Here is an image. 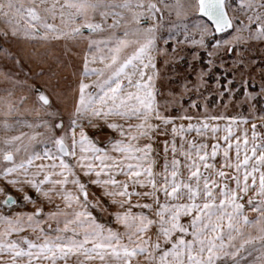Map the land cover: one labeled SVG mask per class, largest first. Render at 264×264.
<instances>
[{
  "label": "snow or ice",
  "instance_id": "6c2138e0",
  "mask_svg": "<svg viewBox=\"0 0 264 264\" xmlns=\"http://www.w3.org/2000/svg\"><path fill=\"white\" fill-rule=\"evenodd\" d=\"M230 9L244 18L237 23ZM165 14L175 19L165 23ZM0 24V60L17 69L0 67V79L11 85L0 95V127L33 129L0 141V180L22 193V201L11 193L0 201V264H264V131L256 123L264 129V107L217 115L209 110L216 97L208 101L202 92L216 58L228 54L231 66L220 63L233 74L228 84L239 74L245 99L264 97V57L247 55L249 41L264 45V0H0ZM11 40L85 45L82 68L72 72L77 85L62 89L54 69L32 75L25 64L34 53L11 50ZM181 44L196 49L188 50L193 60L203 49L207 68L190 65L191 88L185 79L181 92L158 100L157 56L182 60ZM256 76L259 91H250ZM17 89L24 92L18 98ZM235 91L227 89V100ZM30 94L36 104L25 111L48 118L11 119L23 114ZM217 95L226 102L223 85ZM249 120L250 132L244 127L237 135ZM105 127L115 135L103 144L86 131ZM193 132L199 142L189 138ZM169 133L157 172V137ZM89 185L100 188V197ZM23 202L40 206L13 210ZM109 208L123 230L94 215ZM26 229L35 237L19 235Z\"/></svg>",
  "mask_w": 264,
  "mask_h": 264
},
{
  "label": "rangeland",
  "instance_id": "374dc122",
  "mask_svg": "<svg viewBox=\"0 0 264 264\" xmlns=\"http://www.w3.org/2000/svg\"><path fill=\"white\" fill-rule=\"evenodd\" d=\"M238 2V0H236ZM230 15H235L237 17L236 22H239V19H243V14L237 9L235 12L233 10H229ZM169 19L174 20L175 16L168 17L167 14H165L164 22L166 23ZM4 27L3 24H0V28ZM223 34H218V36H222ZM181 40H183V37H180ZM161 46L163 47V41L160 42ZM171 43V42H170ZM10 47L11 50L17 51L22 50L25 53H34V59L29 61L25 64V68L28 69V71L35 75L38 73L41 69L44 71H48L49 69H54L59 72L61 77V84L62 89H69L71 87H75L78 83V75L74 76L72 75V72L74 69H80L82 68V57L84 55L85 51V45H76L73 46L71 43H68L67 45L63 41H53L48 43H27L22 40H11L9 44L7 45ZM243 47V45H241ZM189 49L196 50L192 45H186L181 44L177 49L176 52L179 56H182V60H173L171 59V55L166 57L163 53L159 54L157 56V67L160 70V77L158 79V87L160 89V95L157 97L158 100L163 101L166 97H168L169 93H179L182 91V84L184 83L185 79L189 81V88H191V81L196 80V75L192 73L190 65L196 64L199 67L207 68V60L208 57L203 49H199L200 57L201 59L193 60L192 56L189 55ZM171 47L169 46V53L171 54ZM247 55L250 56L252 59L256 60L257 62L260 61L261 57H264V45H261L260 42L256 41H249L248 42V51ZM232 59L228 54H224L222 56H218L215 60V66L213 69L204 77L205 81H207L206 85L202 88V92H204V95L207 97L208 101L213 100V96L216 97V99L209 104V110L213 114H225V115H250L249 111V105L250 104H256L257 109L264 107V97H258L257 100L248 101L244 98V92H243V85L241 84V77L239 74H236L235 81L229 85L228 80L232 78V73L230 71H225L224 69H221L220 63L221 61L224 63L225 67L231 66ZM57 60L60 61L59 66H57ZM167 61V63H166ZM0 67L11 69L12 71H17V69L13 66L12 62L10 61H4L0 60ZM245 76L248 75V73L244 74ZM21 76H23V73H21ZM219 80V84L216 83V80ZM30 83H35L37 81L31 80ZM55 83V81H53ZM256 87L255 88H249L250 91H259V76H256ZM251 84V81H250ZM223 85V89L226 92V95L224 97V101L221 102V97L217 95V92L220 90V86ZM11 85L0 79V95L3 94L4 89L10 88ZM233 88L235 89V93H233V98L231 100H227V89ZM205 89L211 91L212 95L209 96L207 94V91ZM24 92L17 89L15 92V96L18 98L21 95H23ZM189 96L188 94L184 95V103L185 106H187ZM199 103L203 105V103L207 102L203 99L198 100ZM36 104V98L34 95H29L27 100L23 102V104L20 105L22 115L14 116L11 119H22L27 120L32 123H37L40 119H47L48 117L44 116L43 113L37 115L36 112H28L25 111L26 108L33 107ZM58 107H63L64 105L58 104ZM71 106V100L69 99L67 101V107L70 108ZM203 109L201 108V111ZM169 111H172L173 114H175V110L169 109ZM189 114H196V109H189ZM66 113H65V119H66ZM223 122L224 121L222 120ZM222 121H220L222 123ZM182 122V121H181ZM188 122V121H184ZM253 123L252 120H249L247 124H239L240 126H248V129L251 130V124ZM258 127L257 131H264V129L260 128V121H256ZM36 131L43 132V128H37ZM19 131H23L25 133H31L33 129L28 128L27 126H19L15 129H12L8 132H5L2 127H0V141H2V138L5 135H15ZM90 131V130H89ZM250 132V131H249ZM96 136V135H95ZM97 137V136H96ZM4 145L0 143V147H3ZM94 185H89V192L90 194L93 193V187ZM8 193H11L18 201H22V197L18 195L17 193L13 191H8ZM251 195V193H249ZM99 197V195L97 196ZM90 195V199H91ZM137 199L136 197L133 198L135 201ZM142 202L145 201L146 198H140ZM245 201L247 200V196H245ZM161 200H163V196L161 195ZM19 205H22L20 203ZM247 208V205H246ZM133 212L139 211L138 208L133 207ZM113 210L108 209L106 212L101 213L99 210L95 209L94 213L96 214L97 218L108 225H111L114 228L122 229V226L117 225L110 215V213ZM250 216H254L255 213H249ZM187 219V217L182 218ZM153 238H155V229L152 230ZM30 238H33L31 235L27 234ZM93 264H98V262H93ZM143 264V262H141Z\"/></svg>",
  "mask_w": 264,
  "mask_h": 264
},
{
  "label": "crops",
  "instance_id": "0c3cea01",
  "mask_svg": "<svg viewBox=\"0 0 264 264\" xmlns=\"http://www.w3.org/2000/svg\"><path fill=\"white\" fill-rule=\"evenodd\" d=\"M177 123H184V121H177ZM188 122H185V124H187ZM221 123V122H220ZM226 122H223L222 121V123H221V126L223 127V125L225 124ZM244 127H247L248 128V126H244V125H242V126H238V129H237V131H236V134L237 135H239L240 134V132H239V129H243ZM90 130V131H89ZM86 131H88V133H89V135H96L98 138H99V140H100V142H101V144H103L104 142H105V138H106V136L107 135H115L114 133H111L110 132V130H108L106 127L104 128V130L103 131H101V132H96L94 129H92V128H86ZM250 131V130H249ZM219 135H223V132H221V133H219ZM193 137H196V134L193 132V133H190L189 134V138H193ZM197 138V140H198V142H199V140L200 139H202V138H199V137H196ZM166 139H170V133H169V135H167V136H158L157 137V141H156V145H155V147L158 149V151H159V155L157 156V163H156V165H155V170L157 171V172H159V171H161L162 170V168H163V163H164V157H163V141L164 140H166ZM207 141H208V143H209V147L211 146V143L213 142L212 141V139L209 137V138H207ZM221 143H223V141H220ZM177 143H179V137H177ZM231 155H234V151L232 152V153H230ZM171 157V153H169V158ZM220 158L219 157H217V160H219ZM36 163H40V161H36ZM83 178V177H82ZM119 179H123L124 177H118ZM0 185H2V186H4V188H5V192H3V193H0V201H3V199L5 198V194L6 193H8V191H13V192H15V193H17L18 195H20L21 197H22V193H20L19 191H17L12 185H7V184H5L4 183V181L3 180H0ZM94 187V189H93V193H95V195L96 196H98L99 195V197H100V192H101V190H100V188L99 187H97V186H93ZM29 192H30V194L31 195H33L34 197L37 195L34 191H32L31 189H29L28 190ZM56 203H60V201L59 200H57L56 201ZM37 206H40L39 204H37V205H33V204H31V203H27V202H23L22 203V205H18V206H13V210H15V211H34V208L35 207H37ZM43 207H44V209H45V211H47V210H49V205L47 204V203H44L43 204ZM110 210H113L114 211V209L113 208H109ZM95 209H93V211H94ZM0 211H3V207L2 206H0ZM94 215H96L95 213H94ZM27 234H29V235H31L33 238L35 237V234L34 233H32V231L30 230V229H26L23 233H20L19 235H27ZM17 234H14V236H16Z\"/></svg>",
  "mask_w": 264,
  "mask_h": 264
}]
</instances>
